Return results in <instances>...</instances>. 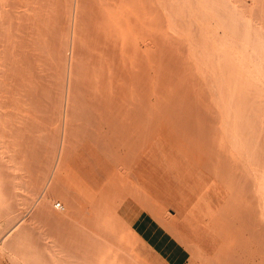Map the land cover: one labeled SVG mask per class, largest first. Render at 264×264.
Wrapping results in <instances>:
<instances>
[{"label":"rangeland","instance_id":"rangeland-1","mask_svg":"<svg viewBox=\"0 0 264 264\" xmlns=\"http://www.w3.org/2000/svg\"><path fill=\"white\" fill-rule=\"evenodd\" d=\"M140 1L142 7L139 8V23L133 40L124 35L113 44L109 43L110 45L95 41L93 37L95 31L92 30L94 27H91V18H93L91 12L83 16L82 28L87 29V32H81L84 35H80L82 41L79 45L74 43V29L77 25L75 18L70 29L64 26L58 31L55 28L51 30L52 35L56 34L53 40L64 29H68L67 31L71 33L68 42L70 50L67 51V73L65 77H61L65 89H58L60 92L50 89L36 92L37 97H40L38 109L32 113H26L25 121H28V128H30L32 119V125L34 124L35 128L30 129L40 141H44L43 137L46 138L47 127L48 131L52 128L58 130L59 134L56 133L59 136L55 133L58 147L57 155L55 154L56 161L54 160L57 165L54 167L56 181L65 188L69 187L70 191H79L86 198V201L82 203L86 210L90 211V206L92 203L97 204L96 202L104 203L106 206H101L102 210L95 206L100 213L93 209L95 218L101 216L96 223L100 225L99 232L104 230L103 233L101 232L103 235L98 236L101 235L99 232L98 235L92 234V231L88 233L96 224L95 221L91 224L90 219L95 218L93 216L91 218L90 215L93 212H90L88 215L90 219L86 220L87 215L82 213L80 217L85 216V220H80L78 217L77 225L80 227V224L85 222L80 228L83 232L86 228V232L80 233L81 231H78L80 228H75L76 224L74 225L75 234L71 235L72 231H66L67 233L64 231V242L66 239L65 243L68 241L69 244L66 246L63 242L61 246L56 242L54 249L48 250L51 251L48 253L49 258L53 260L50 264H85L82 260L86 257L84 261L89 258H94V261L102 259L103 262L106 261V264H145V262L148 264H264V179L261 180L264 178V165L262 167L264 162L257 163L264 160V154L246 155L238 151L240 145L233 148L226 141L229 149L227 144L224 145L225 139L222 137L219 139V134L217 137L213 131L209 133L210 135L205 133L204 129H212L214 126L191 124L198 121L203 114L206 115V112L213 117L210 111H213V108L218 109L217 96L214 92L200 86L201 83L198 80L197 74L201 72V66L199 69L198 65H203L197 60L203 57L199 53L200 30H204L202 33L206 35V38L203 36L200 40L203 42V39L204 41L208 39L207 43L203 44L205 48L208 43L218 42L221 48V44L224 45L227 41L222 37L223 31L215 26L214 21L211 22L213 19L208 17L197 3V5L193 3V9L187 6V9L182 11L181 7L175 3L176 0L167 1L170 23L168 27L167 25L156 26L154 21L160 16L158 0ZM224 1L228 17L233 20V23L243 30L246 28L248 34L253 37L261 34L264 38V0ZM73 4L75 7L76 0H73ZM202 12L207 16H204ZM18 15L15 16L17 23L21 22V15ZM22 18L24 19L23 15ZM88 22L91 25L89 23L88 26ZM213 27H216L215 30L219 32V37L216 36L215 41L212 35L210 39L208 36ZM214 28L212 32L218 33ZM163 32L164 36H162ZM87 35L91 37L89 40L85 39ZM154 35L157 38L159 36L158 40L161 41L155 37L158 43L167 45V52L156 55L155 50L158 46ZM260 37H258L259 40ZM55 41L59 42V40ZM56 42L52 41L53 46ZM218 44L213 48H218L216 47ZM203 45L200 46L202 49ZM51 46L50 50L53 51L55 47ZM210 46L208 47L211 50L207 49L211 53L214 49L212 50L213 45ZM196 48L199 49L195 50ZM26 50L25 48L23 52L27 55ZM194 53L199 55L195 56ZM236 53L241 54L237 51ZM210 57L212 60L213 57L216 58L213 61L218 59V56L210 55ZM47 60L50 62L47 63ZM202 60L201 62H204V57ZM208 60L210 58H207ZM53 61L50 56L44 59L45 68L42 69V74L45 79L48 76L49 80L53 75L54 77L60 75L58 70L61 69L60 63L55 61L59 65L55 62L53 65ZM193 61H196L194 63L196 67ZM56 98L59 99L60 106L57 110L62 111L59 126L56 123L57 119L53 122L54 117L50 109L51 100ZM113 100H117V103ZM112 103H115V108ZM116 109L121 112V117ZM168 112L175 116L182 112L181 116L185 117L187 123H179V126L178 123H175L176 125L169 123ZM48 114L50 115L47 116ZM110 114L120 117L119 121L114 118L115 123H118L116 126L114 122V124L111 123L112 120L107 122L108 117L112 119ZM56 116L58 118L57 112ZM50 117H53L51 121ZM206 119L210 120L207 116ZM14 123L19 124L18 127L23 126V120L19 119L17 122L14 120ZM56 125L58 127H54ZM202 140L205 141L202 142ZM226 140L232 143V140ZM216 143L220 146L218 147L220 150ZM259 169L263 173L260 175L263 176L262 178L258 176ZM58 202L65 205L62 200H53L52 208L55 213H61L54 208ZM100 220L103 226L104 223L106 224L105 228L99 222ZM143 221H146L147 230L153 229L154 233L158 234L153 245H143L146 239L142 240L143 237L137 233L139 222ZM40 226L42 227L43 224ZM42 231L45 232L43 229ZM76 231L80 233H78L80 236L82 235L81 239L76 238L78 235ZM44 232L39 231V235L36 233L35 237L39 238L41 243L44 237V243L48 245L47 242L54 241L55 233L51 236L52 232L49 234ZM86 233L90 234L89 237L86 235L88 240L84 236ZM92 235H96L97 238L104 236V239L94 241L97 238L91 240ZM2 236L3 234H0V238ZM83 236L85 241L87 240L85 242L83 239L86 246L78 243L82 242L78 240H82ZM154 236L156 237V234ZM182 237L186 238L188 243H185ZM70 241L73 242H71L72 245ZM92 241L95 244L91 243ZM75 242L82 249L76 244L73 247ZM103 242L105 246L100 247L99 251L98 244ZM204 246L209 249L210 254L205 251ZM76 248L88 253L89 256L82 251L77 253ZM93 248L99 253H96ZM91 261L87 260L88 263L93 264L92 259ZM102 261L101 264H103ZM97 263L99 262L95 264ZM0 264H25V261L19 257L18 252L6 250L0 246Z\"/></svg>","mask_w":264,"mask_h":264},{"label":"bare ground","instance_id":"bare-ground-1","mask_svg":"<svg viewBox=\"0 0 264 264\" xmlns=\"http://www.w3.org/2000/svg\"><path fill=\"white\" fill-rule=\"evenodd\" d=\"M167 1L169 0H158L159 4L158 3L157 4L159 5L160 16H158L157 19L154 21L155 22L154 25L156 26L167 25L168 27V25L170 24L169 8ZM175 3H177L179 7H181L182 11L186 10L187 6L193 9L194 8L193 3L194 4L197 3L199 7L203 10V12L208 14V17H211L213 19L211 22L214 21L215 26L218 27V29L219 28L222 29L223 31L222 37L228 41V42L225 41L226 43L224 45L221 44V48L219 47L220 46L218 44L219 42L216 43L218 44L216 46L218 48H213L215 47L216 44L208 43L207 45L208 46L213 45L212 50L214 49L210 53L211 46L209 48L206 45L205 48V46L203 45L205 42L207 43L208 39L207 40L205 39V41L203 39V42L200 40V38H203L204 36V33H202V31L204 32V30H200L201 34L198 37L199 38L198 44L200 46L203 45L202 46L203 49L199 46L200 48L199 53H201L202 56L204 57V62H201L203 61L202 60L203 57H201V59H197L200 62L199 64L203 63V65H198V68L201 66L200 67L201 72L198 71L200 73L197 74L199 76L198 80H200L201 83L200 86L202 85L203 88L211 92H214L215 96H217L218 103H216V106H218V109L213 108V111H210L213 114V117L206 112V115L203 114V116L198 118V121H194L191 124L198 123L206 126L212 125V127L214 126L213 128L210 127L212 129H208V128L206 130L204 129L205 133L209 134L212 131L215 132L216 133L215 135L217 137L220 136L219 139H221V137L222 139H225V141H223L224 145L227 144L226 143L227 141L228 144L229 143L231 144V145L229 144L230 146H233V148L234 146L235 148H237V145L238 146L240 145L238 148L239 150L238 149L237 150L246 155H250L251 153H254L253 156L255 155V153H258V155L259 153H261L263 155L264 154V105H263L264 104V67H263L264 38L262 37L263 35L259 34V36L256 35L255 37H253L252 35L248 34L246 28L245 30H243L240 27H238L235 23H233V20L230 17H228V14L226 12L227 7H226V2L224 0H176ZM73 5H74L73 0H0V234H3V236L0 238V242H1L0 246L6 250L18 252L19 257L25 261V264H50V262L53 260L49 258L48 253H50L51 251L49 252L48 250H50L51 248L54 249V247L57 244L62 246L64 242L63 232L72 231L73 233H71V235L75 234L74 231L79 227V225H77L79 222L77 221V219L78 217L82 216V213H85L83 215L88 216L90 215V212L92 213L94 210L97 209L96 207L102 210L103 209L102 207L106 206V204L104 203L96 202L97 204L94 205L92 203V206H90L91 210L89 209L90 211H88V209L86 210V207L82 205V203L86 201V198L83 197L79 191L77 192L76 190L70 191L69 187L65 188L64 186H61L58 183V181H56L57 177H56V173H55L56 178L54 177V171H55L54 167L57 166L55 165V161H56L55 154H56V150H58L57 139H56L57 137L56 135L59 134L57 132L58 130H54L52 128L51 131L50 130L48 131L47 130L48 127H47L46 131L48 132V134H46V138L44 137L42 138L44 139V141L43 140L40 141L39 137L36 138L35 134H33V131L31 130L32 129L31 127H34V124L32 125V119L30 121V126H29L31 129L28 128V124H27L28 121L27 120L25 121V119L27 118L26 113H30V112L32 113L33 111H36V109H38L37 107L39 105L38 103L40 102V97L39 98L37 97L36 92H39L40 90H44V89L45 90L50 89L51 91L53 90L54 92L57 91L60 92L59 91L60 88L61 90L65 89V87H63V82H62L63 79H61V77L63 76L65 77L67 73V61H68L67 51L70 50L68 49V45H69L68 42H69V38L71 37L70 35L71 33H69L67 30L72 27L71 23L73 21V18H75L77 24L74 29V43H76L77 45L81 44L82 37H80V35L81 36L84 35V33L82 34L81 32L84 31L87 32V29L82 28V19L87 12H91L93 14V18H91L92 19L91 27H94V29L92 30L93 32L95 31L94 33L95 35L92 32L93 37H95L94 40L97 42L99 41V43L102 44L106 43L108 45L109 43L113 44L114 41L115 42L118 41L120 37L124 35H126V37L130 38L131 40L135 38L137 25L139 23V8L142 6H140L141 5L140 0H76V6L74 7ZM17 14L21 15L20 18L21 22L19 23H17L16 21L17 17L15 18ZM206 14H204V16H207ZM22 15L24 16V19L22 18ZM13 18H15L14 19L15 21L13 20ZM89 23L90 22H88V26ZM64 26L65 28L68 27V29L67 30L64 29L63 31L60 32V35L55 39L57 41L59 40V42L57 43L55 40H53L55 38V37L53 38V36H55L56 34L52 35L51 30L55 28L58 31V29H61L62 27L64 28ZM213 28L211 29L212 31ZM153 29H157V28L153 27ZM212 31L209 32L207 30V32H209L208 36L210 39L212 35L214 37L213 41H215L216 36L219 37V32L216 30L215 31L218 33ZM242 31H244V33H242ZM162 36H164V32ZM153 37L157 42L156 43L157 46L161 47V48L157 47V49L155 48L156 50L153 49L156 51L155 52L156 55H161L164 52H167L168 51L167 45L162 42L158 43V41H161L158 40L159 36L158 38L155 35ZM155 37L157 38L158 41L156 40ZM204 37L206 38V35ZM258 37H260V40H262V42H260ZM86 38L89 40V38L91 37L87 35L85 39ZM52 41L56 42L57 44L55 43L56 45L54 44L53 46ZM51 44L53 47H55L53 51L50 50ZM104 46L105 45H103V47ZM25 48L27 49L26 50L28 53L27 55L25 54V52H23ZM97 48L99 49V47ZM199 48H196L195 50ZM207 48H209L210 50ZM232 49H234L235 52ZM208 50L211 56H218L217 61H213L214 59L216 60V58L214 57L213 60L211 59L212 57H210ZM236 51L238 53H241L240 54L241 56L237 55ZM199 53H194V54L196 56V54L199 55ZM49 56L51 57V61L54 60L53 65L55 61H59L61 67L60 66L58 67H60L61 69L57 68L58 70H60V75L56 73L58 74L56 75V77H54L53 75L52 76L53 78L50 77V79L48 80L49 76L47 77V79L43 77L44 75L42 74L43 71L42 69L45 68V65L43 64L44 59L45 58L47 59V57ZM206 56L208 59L210 58V60L207 61ZM205 61H207V63H205ZM49 62L50 61L47 60V63ZM194 63H196V61H193V64ZM57 65L59 64L57 63ZM72 65L74 64L72 63ZM96 95L98 94L96 93ZM59 99L58 98L52 99L51 100L52 108L50 107V109L52 110V116L54 117V118L52 117L53 119L50 117V121L52 119L54 122L57 119L56 123L58 124V126L62 112L61 109L57 110L58 107L60 108V106L58 105ZM113 101L116 102L117 100H113ZM189 104L190 103H188V105ZM112 105L115 108V103L114 104L112 103ZM50 109L47 110L50 111ZM56 112L58 113V118L56 116ZM68 112H70L69 109ZM116 112L121 117L120 115L121 112L117 109ZM194 113L195 112H193V114ZM112 114H110V116H112L111 117L112 119L108 117V119H106L107 122L109 120H112V122L111 121L109 122L115 123L114 118L116 121H119L120 117L118 115L114 117L115 114L114 115ZM139 114H141V112ZM168 114H169L168 122L172 123L173 125H176L175 123H178L177 125L179 126V123H187L185 117L181 116L182 112L177 113V116H175V114L170 115L171 112H168ZM49 115L50 114H48L47 116ZM186 115L188 116V114ZM156 116H154V118ZM206 116L210 118V120L206 119ZM19 119L23 120L22 127H18L19 124L14 123V120L17 122L19 121ZM133 123H137V122H133ZM113 124H111L110 126H112ZM116 124L118 123L116 122L114 126H116ZM58 126L56 125L54 127H58ZM217 134H219V136ZM226 139L232 140V143L235 142L236 145L235 143L232 145V143ZM204 141L202 140V142ZM220 142L222 143V141ZM216 144H217V148L220 147L218 146V143ZM235 150L236 149H234V151ZM231 153L232 151L230 150V154ZM262 162H264V160H262L261 162L259 161L257 163L262 164ZM263 165L264 164H262V167ZM259 172L261 174L258 173L259 174L258 176L263 175L260 169ZM262 177L263 176H260L259 178ZM263 179L264 178H262L261 180ZM55 199L62 200L65 204L63 210L59 211L61 213H57V212L55 213L53 211L52 201ZM94 214L95 213L93 212V214L90 215L91 218ZM85 216L83 218L80 217V220L81 219L83 220ZM87 216H86V220L90 219V216L88 217ZM98 218H101V216ZM98 218H95L96 220L90 219L92 220V222L90 220L89 221L91 224L93 223V221H95L96 223V221L98 222L97 220ZM99 222L101 223V220ZM84 223L85 222H82L81 224L83 225ZM102 223L101 225L103 226ZM40 224L41 225L43 224L42 227H44L45 225L44 227L45 229L42 228ZM75 224L77 226H75L76 229L74 230ZM98 224L99 223H96L95 224L96 226L93 225V227L90 228L91 229L90 232L88 233L93 232L92 234H97L100 229L99 228L100 225ZM105 225L106 224L104 223L103 226L104 228L106 227ZM42 229L45 230V232H48V234L49 232H52L50 233V235L51 234L53 235V233H55L53 238L54 241H49L51 243L47 242L48 245H45L44 237H43L44 240L40 238L42 240V243L41 241L38 240L39 238L36 239L35 237L36 233H38L39 235V231L44 232L42 231ZM81 229L82 228H80V230L78 231L80 232ZM86 230L87 229L85 228V232ZM79 232H77V234ZM82 232L83 231H81L80 233ZM101 232L103 233L104 230L103 231L101 230L99 234ZM88 233H86L84 236L88 235L89 237L90 234ZM102 233L101 235L98 234L97 235L102 236L103 235ZM79 234L75 236L76 238L78 237L81 239L82 235L80 236ZM71 235H69V237H71ZM84 236L82 240L77 239L78 241H82L78 243H83V239L85 238ZM95 236H93L91 240L97 238ZM103 237L94 239V241L98 239H102ZM91 240H89V242ZM182 240L185 243H188L186 238H183ZM71 242L72 241H70V243ZM105 242H103V244L100 243L101 245L98 244L99 246L98 248L105 246L104 245ZM72 243L70 245H72ZM91 243L95 244V242L93 241ZM65 244L66 246H68L69 242L67 241V243ZM75 244L76 242L73 244V247H75ZM85 244L86 243H83L82 245ZM89 245L93 246L92 244ZM78 248L82 249V247H78ZM80 249L77 250L76 248L77 253L78 251L79 252L82 251ZM90 249H92V247H90ZM95 250L96 249H94V251ZM98 250L100 251L101 248ZM82 253L85 254L86 252L82 251ZM86 254L87 256H89L88 253ZM51 258L53 259L54 257ZM85 259L82 260L85 264L87 260L91 261V259L94 262L93 264H95L96 262H99L97 264H101L100 262L102 261V259L94 261V258H89L86 261H84ZM88 262L87 264H92ZM104 263L106 264V261L103 262V264Z\"/></svg>","mask_w":264,"mask_h":264},{"label":"crops","instance_id":"crops-1","mask_svg":"<svg viewBox=\"0 0 264 264\" xmlns=\"http://www.w3.org/2000/svg\"><path fill=\"white\" fill-rule=\"evenodd\" d=\"M172 216L174 217V215H172ZM167 219L170 220V221H174V219H171V218H167ZM145 223H146V221L139 222V225H138V228H137V230H138L137 233L140 234L139 236L143 237L142 240L146 239L145 240L146 243L143 242V245H145V244H146V246L148 244L149 245H153L154 240L156 238H158V236H157L158 234L154 233L155 231H153V229L152 230L150 229V231L147 230V226L145 225ZM187 230H188V228H187ZM154 234H156V237L154 236ZM205 246H204L205 251L208 252V254H210L209 249H207V247H205ZM145 264H148V263L145 262Z\"/></svg>","mask_w":264,"mask_h":264},{"label":"built area","instance_id":"built-area-1","mask_svg":"<svg viewBox=\"0 0 264 264\" xmlns=\"http://www.w3.org/2000/svg\"><path fill=\"white\" fill-rule=\"evenodd\" d=\"M55 208H56V210H63V208H64V206H63V204L61 203V202H58L56 205H55Z\"/></svg>","mask_w":264,"mask_h":264}]
</instances>
